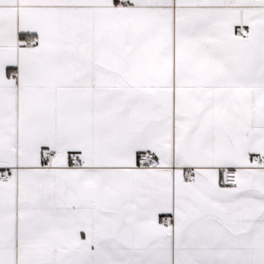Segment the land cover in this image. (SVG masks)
<instances>
[{
  "label": "snow or ice",
  "instance_id": "1",
  "mask_svg": "<svg viewBox=\"0 0 264 264\" xmlns=\"http://www.w3.org/2000/svg\"><path fill=\"white\" fill-rule=\"evenodd\" d=\"M0 264H264V0H0Z\"/></svg>",
  "mask_w": 264,
  "mask_h": 264
}]
</instances>
